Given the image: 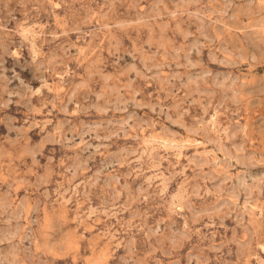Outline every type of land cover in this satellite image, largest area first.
<instances>
[{
	"label": "rangeland",
	"instance_id": "rangeland-1",
	"mask_svg": "<svg viewBox=\"0 0 264 264\" xmlns=\"http://www.w3.org/2000/svg\"><path fill=\"white\" fill-rule=\"evenodd\" d=\"M0 264H264V0H0Z\"/></svg>",
	"mask_w": 264,
	"mask_h": 264
}]
</instances>
